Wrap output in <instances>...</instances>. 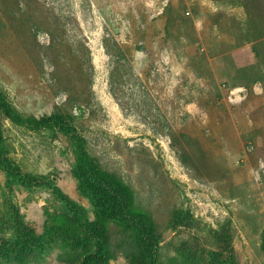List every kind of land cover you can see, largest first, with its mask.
Wrapping results in <instances>:
<instances>
[{
  "label": "rangeland",
  "instance_id": "rangeland-1",
  "mask_svg": "<svg viewBox=\"0 0 264 264\" xmlns=\"http://www.w3.org/2000/svg\"><path fill=\"white\" fill-rule=\"evenodd\" d=\"M0 99V264H264V0H0Z\"/></svg>",
  "mask_w": 264,
  "mask_h": 264
},
{
  "label": "trees",
  "instance_id": "trees-1",
  "mask_svg": "<svg viewBox=\"0 0 264 264\" xmlns=\"http://www.w3.org/2000/svg\"><path fill=\"white\" fill-rule=\"evenodd\" d=\"M10 119L11 121H13L15 124H18V125H24L25 123H28L30 122V120H34V119H37L39 117H30L28 118V120L26 121L23 117V115L21 113H19L15 108L9 106L4 99H0V119ZM43 123L45 124H54L53 122L51 121H47V120H44L42 119ZM60 125L63 126V122H60ZM92 157L89 156L87 157V162L88 164L90 163L91 165L93 164L94 165V169L97 171L98 169H100L99 165H97L93 159H91ZM113 177V179H112ZM103 181H107V184L109 185V187L111 189H117V187L114 186V181L115 179H117L115 176H111V179L113 180V182L110 180V178L107 179L106 176L102 177Z\"/></svg>",
  "mask_w": 264,
  "mask_h": 264
}]
</instances>
